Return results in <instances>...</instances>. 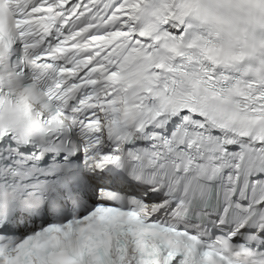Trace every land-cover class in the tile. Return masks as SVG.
Instances as JSON below:
<instances>
[{"label": "snow or ice", "instance_id": "obj_1", "mask_svg": "<svg viewBox=\"0 0 264 264\" xmlns=\"http://www.w3.org/2000/svg\"><path fill=\"white\" fill-rule=\"evenodd\" d=\"M0 264H264V0H0Z\"/></svg>", "mask_w": 264, "mask_h": 264}]
</instances>
